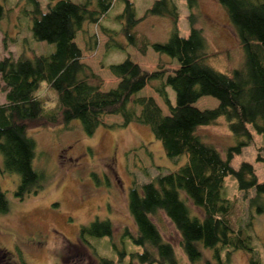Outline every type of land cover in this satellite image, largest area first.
Instances as JSON below:
<instances>
[{"label": "trees", "instance_id": "obj_1", "mask_svg": "<svg viewBox=\"0 0 264 264\" xmlns=\"http://www.w3.org/2000/svg\"><path fill=\"white\" fill-rule=\"evenodd\" d=\"M29 1L33 38L54 43V49L32 57L8 54L0 58V91L5 98L0 103V172L18 175L14 195L22 198L42 186V175L32 164L35 142L27 133L30 124H67L77 119L83 131L91 134L102 116L119 115L123 125L135 121L149 126L167 157L186 155L176 170L158 172L148 181H132L128 188L127 208L135 229L131 232L124 228L122 234L140 246V250L130 252V264H181L171 243L162 238L150 218L158 210L179 234V246L187 258L184 264L200 258L199 245L212 249L217 258L218 247L227 248L226 255L242 249L249 253L248 264H264L254 257L250 246L252 215L240 223L239 218L232 217V207L221 195L224 178L231 175L249 207L264 199V181L257 179L253 164L241 160L234 167L230 163L249 142V125L264 135V0H217L243 54L240 64L229 72L214 68L206 60V39L202 29L194 26L193 12L188 14V34L182 36L177 33V9L172 0H153L140 18L134 15L131 1L124 0L118 17L125 42L140 53L149 45L156 53L174 59L177 65L171 72L147 70L126 55L119 62L106 64L117 78L108 89L100 88L98 75L80 60L81 51L74 36L85 22H99L111 0H97L96 8H90L87 1L48 0L45 10L39 0ZM192 1L188 0L189 7ZM147 14L171 19L172 29L165 41L149 42L132 31ZM103 28L112 41L111 33ZM91 44L94 46V40ZM116 45L123 47L121 43ZM150 82L167 113L152 96L137 95ZM168 87L174 94L173 102ZM202 95L214 97L217 104L198 108L195 102ZM219 117L229 132L244 137L227 146L223 156L197 132L199 126L213 124ZM261 158L258 153L256 159ZM251 190L254 194L248 198ZM187 200L201 211L200 215L190 212ZM7 209L8 202L0 188V213ZM256 209L260 212L264 208ZM112 229L109 219L95 217L79 226L77 240L88 246L89 236L110 235ZM7 255L4 250L8 264ZM97 263L113 264L100 256ZM204 264L211 262L207 259Z\"/></svg>", "mask_w": 264, "mask_h": 264}, {"label": "rangeland", "instance_id": "obj_2", "mask_svg": "<svg viewBox=\"0 0 264 264\" xmlns=\"http://www.w3.org/2000/svg\"><path fill=\"white\" fill-rule=\"evenodd\" d=\"M53 3L55 0H49ZM87 1L90 8H96L97 0ZM134 15L142 17L153 0H130ZM172 0L177 9L176 29L185 36L189 31V12L194 13V26L202 29L207 43L206 60L216 69L229 72L240 64L243 54L236 34L229 23L223 7L217 0ZM192 1V2H193ZM48 0H39L42 10ZM124 7V0H111L108 9L100 16L99 22H85L75 33L74 41L80 48V60L87 64L101 80L100 88L114 86L117 78L107 69L106 64L119 62L126 55L147 70L164 69L171 72L176 61L166 54L156 53L149 45L145 52L125 42L120 31L122 21L118 17ZM32 5L29 0H0V58L3 55L32 57L47 54L54 49V43L34 39L31 26ZM113 40H110L108 33ZM172 29L167 16L147 14L133 27V32L144 36L149 42L165 41ZM93 37V38H92ZM92 38V39H90ZM94 40V46L91 41ZM121 43L123 47L117 46ZM93 46V47H92ZM150 82L137 95H150L163 113L166 105L154 91ZM171 101L174 94L168 87ZM5 100L0 91V103ZM217 100L209 95L200 96L195 102L198 108H212ZM251 137L234 154L230 163L237 167L241 160L253 164L257 179L264 181V135L248 126ZM198 134L213 144L224 155L227 146L239 139L227 129L226 122L219 117L215 123L199 126ZM27 133L35 142L32 164L40 172L43 181L37 191L17 198L14 190L18 184L15 173L0 172V188L8 209L0 213V264H7L3 251L8 255V264H98L97 257H105L113 264H130V252L140 250L122 234L127 228L135 229L128 212L126 196L132 181L137 183L150 180L158 172L176 170L186 160L182 154L174 158L165 155L161 143L149 126L132 121L125 125L119 115L106 114L91 134L81 128L77 119L67 124H30ZM261 159H256L257 154ZM1 161V158H0ZM1 164V163H0ZM254 193L247 192L249 198ZM222 197L232 207V217L243 223L250 216V246L258 262L264 261V199L248 205L241 197L236 180L226 175L221 190ZM264 197V196H263ZM192 214L201 211L188 200ZM109 219L112 223L110 235L89 236V245L78 242L79 226L94 218ZM162 238L171 243L179 262L187 258L179 246V234L165 214L158 210L150 215ZM201 256L191 264H248L249 253L235 249L226 255L227 248L218 247L219 258L212 249L199 245ZM124 250V254L120 252ZM95 252L96 256L94 255ZM156 264V263H154Z\"/></svg>", "mask_w": 264, "mask_h": 264}]
</instances>
